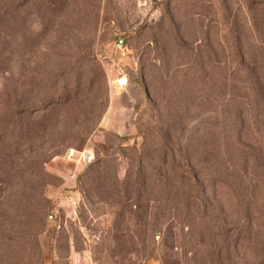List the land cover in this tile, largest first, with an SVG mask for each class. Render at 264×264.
<instances>
[{"label": "rangeland", "instance_id": "1", "mask_svg": "<svg viewBox=\"0 0 264 264\" xmlns=\"http://www.w3.org/2000/svg\"><path fill=\"white\" fill-rule=\"evenodd\" d=\"M0 153V215L44 158L43 264H264V0H0Z\"/></svg>", "mask_w": 264, "mask_h": 264}, {"label": "trees", "instance_id": "2", "mask_svg": "<svg viewBox=\"0 0 264 264\" xmlns=\"http://www.w3.org/2000/svg\"><path fill=\"white\" fill-rule=\"evenodd\" d=\"M38 91L31 100L19 105L16 116L32 119L40 111L45 113L54 106L66 104L68 101L52 93H42L41 88ZM42 102H46V105L40 107ZM13 115L12 120L17 123V118L14 113ZM16 157V152L6 155L11 171L16 170L12 166L14 165L12 160ZM2 158L5 159L4 156ZM44 162V158L39 156L27 161L22 190L30 196L23 201H15L12 207L5 208L0 215V264H43V250L39 236L46 231L47 215L52 212L54 206L46 194L47 173L43 166ZM8 174L11 177L15 175L11 172ZM261 258L264 259V253Z\"/></svg>", "mask_w": 264, "mask_h": 264}, {"label": "built area", "instance_id": "3", "mask_svg": "<svg viewBox=\"0 0 264 264\" xmlns=\"http://www.w3.org/2000/svg\"><path fill=\"white\" fill-rule=\"evenodd\" d=\"M115 49L118 52H123L125 50V42H124V37L119 35L115 39ZM113 85L117 86H126L127 84V78L125 74H122L120 77H117L113 79L112 82ZM94 154L92 151L84 149V150H76L74 148L69 149L67 152V159L73 161L75 164L79 163H89L90 161L93 160ZM60 199L61 200H67L69 202H72L74 205L78 203V198L71 192V191H64L63 193L60 194ZM76 208H74V211ZM55 210H53L50 215L49 219L55 220Z\"/></svg>", "mask_w": 264, "mask_h": 264}, {"label": "crops", "instance_id": "4", "mask_svg": "<svg viewBox=\"0 0 264 264\" xmlns=\"http://www.w3.org/2000/svg\"><path fill=\"white\" fill-rule=\"evenodd\" d=\"M111 55H114V57L118 58V56L120 55V52H118L114 47V51ZM108 66L112 72V76H111L112 79H115V78L120 77L122 75V74H120L121 73L120 70L117 67H115L113 62H111L110 65H108ZM113 87L116 91L122 92L125 86L113 85ZM107 132H113V129H110V131H107ZM69 162H73V161L69 160Z\"/></svg>", "mask_w": 264, "mask_h": 264}]
</instances>
